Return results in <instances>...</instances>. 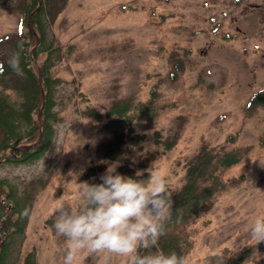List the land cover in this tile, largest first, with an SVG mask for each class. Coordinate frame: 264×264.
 <instances>
[{
  "label": "rangeland",
  "instance_id": "374dc122",
  "mask_svg": "<svg viewBox=\"0 0 264 264\" xmlns=\"http://www.w3.org/2000/svg\"><path fill=\"white\" fill-rule=\"evenodd\" d=\"M16 24V15L0 6V35ZM52 31L67 52L54 71L62 80L54 134L37 161L0 166V178L19 189L50 174L34 201L23 252L33 249L37 264H62L66 242L46 220L61 205L82 204V183L98 177L87 175L88 167L103 165L105 172L118 163L102 155L110 134L101 123L112 120L106 115L111 99L145 100L155 87L158 115L141 124L143 148L132 160L138 163L147 151L156 157L136 167L137 175L155 170L174 189L202 143L235 147L241 155L222 173L226 187L187 227L190 264H210L209 256L248 246L251 260L264 264V243L248 236L253 220L264 216V104L249 105L264 89V0H68ZM172 53L185 62L175 79L169 76ZM87 105L101 122L81 112ZM174 132L175 144L165 148L162 140ZM75 264L125 260L81 251Z\"/></svg>",
  "mask_w": 264,
  "mask_h": 264
},
{
  "label": "trees",
  "instance_id": "16d2710c",
  "mask_svg": "<svg viewBox=\"0 0 264 264\" xmlns=\"http://www.w3.org/2000/svg\"><path fill=\"white\" fill-rule=\"evenodd\" d=\"M67 2L0 0L1 8L17 17L15 29L0 35V166L31 164L48 149L54 125L59 120L56 106L62 80L54 74L55 66L67 55L52 31V25ZM173 54L170 55L169 76L175 79L184 70L185 62ZM14 57L19 59L22 75L11 66ZM156 97L157 89L152 87L145 100H135L133 96L114 97L106 109V115L112 120L109 124L101 123L110 134L103 144L102 155L109 162H118L117 171L121 174L146 179L147 173L137 175L135 168L146 167L156 157L155 151H147L138 163L132 160L133 153L143 148L141 124L158 115ZM253 103H264V89L251 97L249 105ZM81 112L96 121L102 120V115L92 105L82 108ZM177 137L178 132L167 135L162 140L164 147H172ZM154 141H159L157 131H154ZM261 142L264 144V139ZM240 159L235 147L205 143L199 146L186 163L182 183L174 189L169 188L173 194L174 212L167 235L160 241V249L187 256L193 246L188 225L205 212L214 196L226 187L222 173ZM102 170L103 165L97 164L88 167L86 174H98L94 183H100ZM49 177L48 173L31 178L20 189L0 178V264H37L36 252L32 249L24 253L23 248L34 201ZM57 209L46 220L53 229L58 218ZM154 251L141 249L140 255H151ZM251 254L252 248L248 246L236 252L224 249L208 259L210 264H261L252 261Z\"/></svg>",
  "mask_w": 264,
  "mask_h": 264
},
{
  "label": "clouds",
  "instance_id": "9594fccd",
  "mask_svg": "<svg viewBox=\"0 0 264 264\" xmlns=\"http://www.w3.org/2000/svg\"><path fill=\"white\" fill-rule=\"evenodd\" d=\"M10 63L22 75L19 59L14 57ZM118 167V163L109 164L100 183H82L79 207L57 209L55 233L67 245L62 264H75L81 251L122 257L125 264L129 258L132 264H190L187 256L159 247L174 212L167 178L147 170L146 179L141 180L121 174ZM248 236L255 245L264 243V216L253 220ZM141 249L155 251L140 255Z\"/></svg>",
  "mask_w": 264,
  "mask_h": 264
},
{
  "label": "water",
  "instance_id": "95a60500",
  "mask_svg": "<svg viewBox=\"0 0 264 264\" xmlns=\"http://www.w3.org/2000/svg\"><path fill=\"white\" fill-rule=\"evenodd\" d=\"M39 78L41 79L40 74H39ZM38 118H40V111L38 112ZM40 136H41V133L39 134L38 139L40 138Z\"/></svg>",
  "mask_w": 264,
  "mask_h": 264
},
{
  "label": "flooded vegetation",
  "instance_id": "af4514ba",
  "mask_svg": "<svg viewBox=\"0 0 264 264\" xmlns=\"http://www.w3.org/2000/svg\"><path fill=\"white\" fill-rule=\"evenodd\" d=\"M254 94H255V93H254ZM254 94H253V95H254ZM263 104H264V103H263Z\"/></svg>",
  "mask_w": 264,
  "mask_h": 264
}]
</instances>
